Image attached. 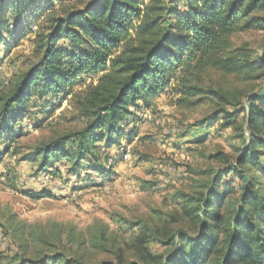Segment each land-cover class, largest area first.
Segmentation results:
<instances>
[{"label":"trees","instance_id":"trees-1","mask_svg":"<svg viewBox=\"0 0 264 264\" xmlns=\"http://www.w3.org/2000/svg\"><path fill=\"white\" fill-rule=\"evenodd\" d=\"M71 1L81 8L68 10ZM178 1L0 0V32L19 39L21 25L37 29V62L18 75L8 92L0 93V141L22 133L34 99L59 101L84 86L86 124L38 147L37 170L57 175V166L65 163L70 165L68 173L78 174L86 163L103 175L96 145H119L134 124L129 119L151 107L164 90L174 85L178 95L196 96L199 87L190 83L210 69L241 75L256 70L264 78V52L252 60L248 50L231 43L238 34L264 33V0H184L182 10ZM208 93L224 106H238L235 96ZM243 100L236 113L243 115L249 135L246 139L241 134L244 148L239 157L182 195L181 211L194 230L162 243L174 246L167 258H148L142 251L143 263L264 264V83ZM224 106L218 113L230 115ZM103 162L109 157L103 156ZM25 195L33 201L51 197L45 192ZM27 261L80 264L63 253ZM99 264L124 263L118 257L115 263Z\"/></svg>","mask_w":264,"mask_h":264},{"label":"rangeland","instance_id":"rangeland-1","mask_svg":"<svg viewBox=\"0 0 264 264\" xmlns=\"http://www.w3.org/2000/svg\"><path fill=\"white\" fill-rule=\"evenodd\" d=\"M183 1L177 2L180 10ZM81 6L67 3L68 10ZM36 30L21 25L19 39L0 32V93L37 62ZM231 43L254 60L264 52V33L238 34ZM263 83L260 71L241 75L210 69L190 83L199 87L196 96L178 95L174 85L164 90L151 107L129 119L134 124L119 145H96L103 175L86 163L78 174L68 173L65 163L57 166V175L37 170L38 147L86 124V87L71 89L59 101L34 99L22 133L0 141V264H29L54 253L80 264L115 263L118 257L124 264H145L142 251L152 259L172 255L174 246L162 243L195 228L181 211L182 195L234 164L244 148L241 134L249 135L243 115L236 112L246 103L243 96ZM209 91L235 96L238 106H224ZM223 106L230 115L218 113ZM103 156L109 157L106 164ZM28 191L51 197L33 201ZM16 254L21 257L13 259ZM153 261L146 264H160Z\"/></svg>","mask_w":264,"mask_h":264},{"label":"built area","instance_id":"built-area-1","mask_svg":"<svg viewBox=\"0 0 264 264\" xmlns=\"http://www.w3.org/2000/svg\"><path fill=\"white\" fill-rule=\"evenodd\" d=\"M125 155L127 156V152H125Z\"/></svg>","mask_w":264,"mask_h":264}]
</instances>
